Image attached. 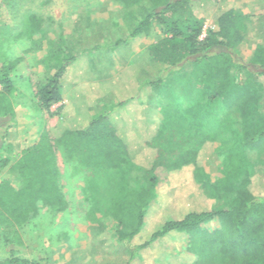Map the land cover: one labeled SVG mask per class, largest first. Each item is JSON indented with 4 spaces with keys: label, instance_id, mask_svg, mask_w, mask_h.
I'll list each match as a JSON object with an SVG mask.
<instances>
[{
    "label": "trees",
    "instance_id": "obj_1",
    "mask_svg": "<svg viewBox=\"0 0 264 264\" xmlns=\"http://www.w3.org/2000/svg\"><path fill=\"white\" fill-rule=\"evenodd\" d=\"M113 1L127 11L123 22L129 35L110 48L139 39L159 76L140 81L136 67L129 66L94 79L86 50L50 52L41 60L47 73L35 82L33 100L46 113L59 105L51 113L59 120L13 160L5 145L14 125L11 97L28 67L23 57L7 51L13 41L40 33L43 22L25 14L17 34L0 28V171L8 168L19 180L18 187L0 180V227L14 233L3 237L4 244L21 247L18 234L40 208L53 215L66 211L57 151L72 165L70 176L85 183L82 195H96V181H109L107 205L93 208L114 222L128 264L153 250L165 264H264V196L257 194L246 156L264 150L262 95L255 80L264 76V44L248 62L239 59L244 18L227 0ZM134 7H143L139 17L131 14ZM206 20L214 25L204 30ZM186 63L192 66L190 77L181 73ZM233 69L242 78L234 77ZM149 92L159 96L160 109L141 120ZM109 95L113 105L92 113L94 102ZM221 108L230 120H220ZM207 148V158L216 159L214 177L200 161ZM133 167L141 174L138 184ZM48 260L45 253L32 259L12 255L0 264Z\"/></svg>",
    "mask_w": 264,
    "mask_h": 264
},
{
    "label": "rangeland",
    "instance_id": "obj_2",
    "mask_svg": "<svg viewBox=\"0 0 264 264\" xmlns=\"http://www.w3.org/2000/svg\"><path fill=\"white\" fill-rule=\"evenodd\" d=\"M227 1L233 3L235 10L244 18L243 41L236 48V53L239 59L246 63L256 46L264 44V0ZM140 9L143 7H134L131 14L139 17ZM126 12L121 4L113 0H0V28L8 26V35L13 36L20 31L21 19L25 14H34L43 22L40 33L34 34L32 39L22 38L10 42L7 51L14 57H23L28 67L27 76L16 80L15 91L11 97L14 125L5 139L7 156L11 160L36 141L41 130L50 132L59 120L58 117L51 116L59 105L53 106L50 113H46L41 111L33 100L35 82L43 80L47 73L41 60L50 52L55 51L56 55L64 56L86 50L91 76L94 79L115 76L129 66L136 67L140 81L157 79L160 68L148 62L145 46L139 39L131 40L127 45H119L115 49L110 48L117 39H125L129 35L123 22L127 16ZM213 25L212 20H206L204 30L212 28ZM98 47L106 49L101 50ZM25 51L27 53H24ZM181 71L185 77H190L191 64H184ZM232 75L242 78L236 69H233ZM255 80L261 88L260 108L264 111V76H258ZM196 88L199 89L200 86ZM68 98L65 97V103ZM111 98L113 97L109 95L107 98L96 100L91 112L110 108L113 105ZM159 102V96L149 92L140 119L148 116L149 110L157 113L160 109ZM221 111V114L218 113L220 120L230 118L229 113L223 112V109ZM210 152L211 148H207L200 161L206 172L214 177L216 159L214 156L207 158ZM246 156L254 168L253 180L256 183L254 187L258 189L257 194L264 196V150L247 151ZM56 157L60 185L67 201L66 211L53 215L47 208H40L38 216L18 234L21 247L9 241V244H4L3 237L6 238V235L10 238L14 233L13 230L0 227V262L12 255L21 259H32L45 253L51 258V264H91L94 261L101 264L104 258L109 261L106 264H128L126 260L129 256H126L124 250L108 249L109 243H117L113 232L114 222L104 218L100 211L93 208L96 204H101L102 208L107 205L110 197L106 195V191H109V181L103 184L96 181V195H82L80 188L85 187L82 178L70 176L72 165L66 166L57 151ZM89 175L91 177V174ZM131 175L134 177L133 184L141 182V174L137 168L133 167ZM0 180H7L15 187L19 186V180L8 168L0 171ZM92 196L95 197L94 200L91 199ZM195 197L198 198L195 200L197 204H204L202 197ZM64 241L71 243L72 248H60V243ZM78 242L82 243L83 247L95 243L98 249L76 250L73 244ZM89 252H97V258L94 260L88 257ZM157 253L160 251H146L142 260L131 264H165Z\"/></svg>",
    "mask_w": 264,
    "mask_h": 264
},
{
    "label": "crops",
    "instance_id": "obj_3",
    "mask_svg": "<svg viewBox=\"0 0 264 264\" xmlns=\"http://www.w3.org/2000/svg\"><path fill=\"white\" fill-rule=\"evenodd\" d=\"M107 246H109L108 247V249L110 248V249H119V250H124V252H125V254H126V256L128 255V253H127V251H126V249L123 247V245L121 244V243H119V242H117V243H109ZM60 248H65V249H68V248H72L71 247V243H69V242H67V241H64V242H61L60 243V246H59ZM73 247L74 248H76V250H96V249H98L97 248V244H95V243H92V244H87V246H85V247H83V245H82V243H74L73 244ZM98 253L97 252H94V253H90L89 252V254H88V257H91L92 259H94L95 260V258H97L96 256H98L97 255ZM99 256H100V254H99ZM94 257V258H93ZM118 257L120 258V256L118 255ZM111 258V257H110ZM108 260H107V258L105 259L104 258V262H100L101 264L102 263H104V264H106V263H108L107 262ZM51 262H52V260H51V258L48 260V264H51ZM126 263H128V258H127V260H126ZM91 264H99V263H95V261H94V263H91Z\"/></svg>",
    "mask_w": 264,
    "mask_h": 264
}]
</instances>
